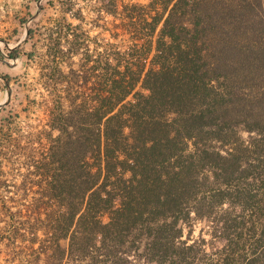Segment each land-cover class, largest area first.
<instances>
[{"label":"trees","instance_id":"1","mask_svg":"<svg viewBox=\"0 0 264 264\" xmlns=\"http://www.w3.org/2000/svg\"><path fill=\"white\" fill-rule=\"evenodd\" d=\"M122 11L135 42L111 53L89 98L56 104L41 191L19 219L34 262L190 264V213L219 206L207 264H264V0Z\"/></svg>","mask_w":264,"mask_h":264},{"label":"rangeland","instance_id":"2","mask_svg":"<svg viewBox=\"0 0 264 264\" xmlns=\"http://www.w3.org/2000/svg\"><path fill=\"white\" fill-rule=\"evenodd\" d=\"M147 1L149 0H135L139 3ZM87 3L92 6L95 1ZM96 16H100L99 26L106 25V21L111 20V17L105 14L96 15L94 12L93 16L87 17V22L83 25L85 34L81 38L83 44L78 46V53L71 60L76 71L65 74L67 77H64L62 71H58L50 79L45 75L40 80L13 82L19 94L14 96L7 109L0 112V264H43L42 260L34 262L28 235L23 236L24 226L19 219L27 217L32 199L38 197L41 191L39 183L44 177L38 167L45 158L51 139L59 133L51 126L57 114L56 104L60 102L65 113L71 109L72 97H76L77 101H81L83 97L89 98L94 83L102 80V67L111 53L116 49L127 50L135 42V34L124 31L121 27L113 30L115 37H110L108 31H103L93 42V36L100 31L90 30L91 20L96 19ZM154 39L155 36L152 37V42ZM140 42L141 40H138V43ZM152 53L153 51L149 58ZM149 58L145 63L146 67ZM94 64L98 65V70L92 72L91 67ZM135 90L144 92L139 84ZM128 99L131 100V96ZM241 135L244 139L248 138L245 132H241ZM191 150L192 148L188 147L184 154ZM202 193V189H199L197 197L201 198ZM199 198L189 205L197 207L201 212L207 211L205 201L200 202L202 198ZM11 212L15 213L14 220H11L9 215ZM221 212V207L215 206L212 216L207 220L198 218L194 212L190 213L181 237L186 241V245H192L191 249L187 250L190 264L214 262L220 247L216 236V219ZM15 228L20 229L14 237ZM132 262L136 263L134 259Z\"/></svg>","mask_w":264,"mask_h":264},{"label":"crops","instance_id":"3","mask_svg":"<svg viewBox=\"0 0 264 264\" xmlns=\"http://www.w3.org/2000/svg\"><path fill=\"white\" fill-rule=\"evenodd\" d=\"M88 1L95 3L91 6ZM110 1L116 3L115 12H110ZM150 1L0 0V41L9 45L5 46L4 53L0 51V99L4 98L0 103L8 97V86L13 88L12 98L0 108V112L7 109L14 96L19 94L13 82L40 80L45 75L50 79L58 71H62L63 75L76 71L71 60L78 53V46L83 44V25L93 12L111 17L103 26H99L100 16L91 20L90 30L100 29L92 38L95 42L103 31H108L110 37H115L113 30L119 27L126 31L122 26L126 20L122 11L125 4H147ZM117 20L120 22L116 23ZM26 27L28 31L31 29V34L29 37L27 34L25 41L19 45Z\"/></svg>","mask_w":264,"mask_h":264},{"label":"water","instance_id":"4","mask_svg":"<svg viewBox=\"0 0 264 264\" xmlns=\"http://www.w3.org/2000/svg\"><path fill=\"white\" fill-rule=\"evenodd\" d=\"M27 34H28V28L26 27L25 36H24V38L22 39V41H20L19 45L22 44V43L25 41V39H26V37H27ZM8 90H9L8 97H7V99H6L4 102L0 103V108H1L3 105H5L8 101H10V99L12 98V95H13V88H12L10 85L8 86Z\"/></svg>","mask_w":264,"mask_h":264},{"label":"built area","instance_id":"5","mask_svg":"<svg viewBox=\"0 0 264 264\" xmlns=\"http://www.w3.org/2000/svg\"><path fill=\"white\" fill-rule=\"evenodd\" d=\"M5 46H9L8 44H4L2 41H0V51L4 53Z\"/></svg>","mask_w":264,"mask_h":264},{"label":"bare ground","instance_id":"6","mask_svg":"<svg viewBox=\"0 0 264 264\" xmlns=\"http://www.w3.org/2000/svg\"><path fill=\"white\" fill-rule=\"evenodd\" d=\"M4 98H2V101H3Z\"/></svg>","mask_w":264,"mask_h":264}]
</instances>
